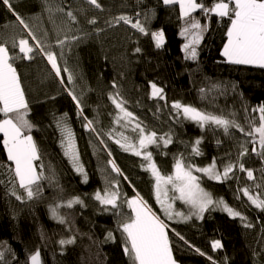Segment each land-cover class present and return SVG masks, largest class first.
Returning a JSON list of instances; mask_svg holds the SVG:
<instances>
[{
  "label": "trees",
  "instance_id": "16d2710c",
  "mask_svg": "<svg viewBox=\"0 0 264 264\" xmlns=\"http://www.w3.org/2000/svg\"><path fill=\"white\" fill-rule=\"evenodd\" d=\"M221 3L225 17L212 14ZM194 5L182 15L164 0H0V48L26 103L6 113L0 102V121L15 120L32 138L38 174L20 185L0 135V264L35 255L39 264H138L127 230L136 198L166 226L178 264H264V67L222 54L231 0ZM198 38L196 56H186L184 45ZM174 104L213 121L201 125ZM119 108L164 138L147 148L163 177L177 163L228 172L222 181L199 176L211 197L200 219L165 218L148 162L116 140Z\"/></svg>",
  "mask_w": 264,
  "mask_h": 264
},
{
  "label": "rangeland",
  "instance_id": "374dc122",
  "mask_svg": "<svg viewBox=\"0 0 264 264\" xmlns=\"http://www.w3.org/2000/svg\"><path fill=\"white\" fill-rule=\"evenodd\" d=\"M164 1L167 4L181 2V0ZM218 5L224 4L221 3ZM244 6H240L239 10L241 11ZM191 7H195L193 0L189 8ZM189 12H191L190 9L184 8L182 10V14H188ZM163 41V38H158L157 44L161 45ZM198 41L199 38L190 39V41L184 45L183 50L186 56H196ZM26 46L27 48L30 47L28 42ZM151 95L154 98L161 97V91L155 86H152ZM174 106L190 120L196 121L201 125L207 121H213L212 118L204 116L191 108L183 107L179 104H174ZM117 121L120 126V131L118 132V136H116L117 142L124 150L142 157L149 164V168L154 177L155 199L165 218L172 222H183L192 217L200 219L204 210L210 205L211 197L200 185L199 176L205 175L212 180L222 181L227 178L228 172L219 174L213 165L186 169L181 163H177L173 173L168 177H163L155 168L147 152V148L158 141L163 142L164 138H157L153 133L144 131L133 116L123 108H119ZM263 127V125L259 127V133L262 132ZM87 128H89V126H87ZM15 138L19 146L21 155L20 160L22 162L20 164L17 160L18 163L16 164L22 166L24 169V176H19V181L24 184L32 183L38 179V174L34 165V158L37 155L35 145L33 140H30L29 143L23 136L18 135V137ZM5 144H7V142H5ZM10 156L12 157L11 153ZM110 165L111 168L117 172V168L112 162ZM243 195L252 206L256 208H261L263 206V202L255 194L245 190L243 191ZM109 202L111 205H115L116 199H111ZM179 202L187 204L189 209L187 214H185L183 210L177 208L176 204ZM131 206L134 220L127 225V230L131 246L139 264H178L172 259L169 252L166 226L153 215L139 199L136 198L132 200ZM223 208L230 216H238L237 213L230 210L225 205H223ZM214 246L218 247V244L215 243Z\"/></svg>",
  "mask_w": 264,
  "mask_h": 264
},
{
  "label": "crops",
  "instance_id": "0c3cea01",
  "mask_svg": "<svg viewBox=\"0 0 264 264\" xmlns=\"http://www.w3.org/2000/svg\"><path fill=\"white\" fill-rule=\"evenodd\" d=\"M88 1L93 2V0ZM231 1L236 8V15H238V17L233 18L222 54L227 61L232 63L264 67V1ZM175 4L180 6L181 14L184 8L190 10L195 9V7L189 8L192 4V0H181V2H176ZM223 4L224 5L215 6L212 10V14L219 17L227 16L229 13V4ZM240 6H244L241 10L242 12L239 10ZM26 43V41L20 42V50L25 55H29L31 49L30 47L27 48ZM0 102L2 109L6 113L21 111L26 106L18 75L10 65L7 52L4 48H0ZM22 117L23 114H20V118ZM0 135L3 138L8 157L14 164L19 181V176H24V169L22 166L16 164L18 161L20 164L22 162L20 160L21 155L19 146L15 137H18V135L23 136L29 143L32 139L30 136L23 135L17 122L11 118L0 121ZM5 142H7V144H5ZM19 183L20 185H26L20 181ZM31 264H39L37 255L31 258Z\"/></svg>",
  "mask_w": 264,
  "mask_h": 264
},
{
  "label": "built area",
  "instance_id": "2783aa9c",
  "mask_svg": "<svg viewBox=\"0 0 264 264\" xmlns=\"http://www.w3.org/2000/svg\"><path fill=\"white\" fill-rule=\"evenodd\" d=\"M238 15H236V17H237ZM154 35H156V36H158L159 34L158 33H154Z\"/></svg>",
  "mask_w": 264,
  "mask_h": 264
}]
</instances>
